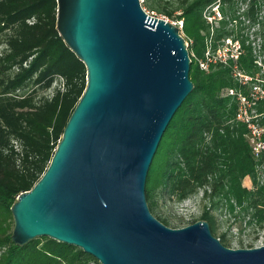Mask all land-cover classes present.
I'll return each instance as SVG.
<instances>
[{"label": "trees", "instance_id": "obj_1", "mask_svg": "<svg viewBox=\"0 0 264 264\" xmlns=\"http://www.w3.org/2000/svg\"><path fill=\"white\" fill-rule=\"evenodd\" d=\"M212 5L221 15L213 21L216 27L203 17ZM253 7V0H248L240 14L246 21ZM145 8L175 26L180 23L192 84L148 167L147 208L167 227L168 219L154 214L157 200L179 203L200 191L198 221H205L211 236L228 248L225 234L216 232L215 212L223 205L229 212L232 204L238 206L235 217H247V224L251 221L261 228L264 223V83L260 74L264 59L256 61L246 35L238 29L233 0H175L174 6L167 0H141V9ZM55 21V0H0V264H97L79 249L48 238L21 247L10 240L9 208L43 174L85 87L84 66L58 36ZM230 24L234 25L228 28ZM226 40L237 43L236 59L227 50L208 63L206 71L201 70L198 63L205 61V54L214 55ZM234 71L250 80L239 83ZM55 81L58 85L48 96L45 93ZM252 83L259 86L256 95ZM254 124L259 128L256 137L250 129ZM245 178L250 189L241 185Z\"/></svg>", "mask_w": 264, "mask_h": 264}, {"label": "water", "instance_id": "obj_2", "mask_svg": "<svg viewBox=\"0 0 264 264\" xmlns=\"http://www.w3.org/2000/svg\"><path fill=\"white\" fill-rule=\"evenodd\" d=\"M55 2L85 87L43 174L9 208L11 242L48 238L98 264H264V244L225 248L205 221L171 229L147 208L148 167L192 90L178 28L139 0Z\"/></svg>", "mask_w": 264, "mask_h": 264}, {"label": "rangeland", "instance_id": "obj_3", "mask_svg": "<svg viewBox=\"0 0 264 264\" xmlns=\"http://www.w3.org/2000/svg\"><path fill=\"white\" fill-rule=\"evenodd\" d=\"M172 6L175 4V0H167ZM235 2L236 13L235 15L238 17L239 27L238 29L242 34L246 35L248 43L250 44L253 54L256 57V61L260 63L261 59H264V0H253L254 7L251 12L250 20L246 21L243 17H241V13L245 10V4L248 0H233ZM245 1V2H244ZM145 11L148 15L153 17L161 18L160 15L155 12H149L146 8ZM205 16H210V22H208L213 27H216V23L221 15L217 12L216 6L212 5L210 8H207L205 11ZM203 14V17H204ZM175 15V14H174ZM168 22L172 23L173 21L168 20ZM175 24V23H173ZM234 24H230L227 27L230 28ZM178 28L179 35L181 37L182 34L180 32V23L176 26ZM185 42V41H184ZM187 45V43L185 42ZM224 51H230L232 55H235V44L231 42L224 41L223 42ZM210 45L209 40L206 41V50L209 51ZM217 50H221V46L218 47ZM211 55V54H210ZM257 63V65H259ZM262 83H264V68L260 70ZM58 85V81L52 84V87L45 93L48 96L52 92L53 88ZM258 86L257 83H252V86ZM253 137L259 133V128L255 126L252 130ZM264 131V130H262ZM251 144H253L254 149H258V145H255L251 139ZM264 174V165L261 168ZM262 174V173H261ZM262 176V175H261ZM241 185L246 189H250L251 185L247 178L241 181ZM232 211L229 212L226 204L223 205L218 211L215 212V218L217 222V230L218 234H225V237L229 240L228 248L229 249H248V248H256L264 244V223L261 228H258V225L254 224L250 221L247 224V217H244L241 220V217H235L238 212V206L235 207L232 204ZM201 207V192L198 191L196 195L183 200L182 202L175 203L172 201L157 200L156 209L154 210V214L167 218L168 219V228L171 229H179L189 225L191 221H198L200 215ZM94 264V263H90ZM98 264V263H97Z\"/></svg>", "mask_w": 264, "mask_h": 264}, {"label": "built area", "instance_id": "obj_4", "mask_svg": "<svg viewBox=\"0 0 264 264\" xmlns=\"http://www.w3.org/2000/svg\"><path fill=\"white\" fill-rule=\"evenodd\" d=\"M139 5L141 6V0H139ZM143 10V9H142ZM144 11V10H143ZM145 12V11H144ZM218 12V11H217ZM146 13V12H145ZM147 14V13H146ZM210 16L208 15L207 17L205 16V14H204V18L207 20V22H210L211 20H210V18H209ZM160 19H163V20H165V21H167L166 19H164V18H160ZM173 24V23H172ZM175 25V24H174ZM227 42H229L228 40H226ZM233 44H235L236 46H235V55H232L231 53V55H230V58H232L233 60H235L236 59V57H237V55H238V49H239V47H238V45H237V43H233ZM224 51V48L223 49H221L220 51L219 50H217L216 51V53L214 54V55H210L209 53H206L205 54V61L204 62H199L198 63V66H199V68L201 69V70H203V71H206L207 70V64L208 63H213V62H215L217 59H220L222 56H224V53L225 52H223ZM233 77L234 78H237L238 79V82L239 83H241V84H243L244 82H246V81H249L250 79L248 78V77H246V76H243V75H241L238 71H234V73H233ZM252 88V92L256 95V94H258V92H259V87H257L256 85L255 86H252L251 87ZM228 95H232V91L231 90H229L228 92ZM239 119H240V116H237ZM250 129L251 130H253V127H250ZM253 132V131H252Z\"/></svg>", "mask_w": 264, "mask_h": 264}]
</instances>
